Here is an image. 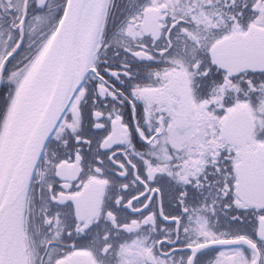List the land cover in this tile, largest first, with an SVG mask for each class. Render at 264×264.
Segmentation results:
<instances>
[{
	"label": "snow or ice",
	"instance_id": "snow-or-ice-1",
	"mask_svg": "<svg viewBox=\"0 0 264 264\" xmlns=\"http://www.w3.org/2000/svg\"><path fill=\"white\" fill-rule=\"evenodd\" d=\"M0 264H264V0H0Z\"/></svg>",
	"mask_w": 264,
	"mask_h": 264
}]
</instances>
